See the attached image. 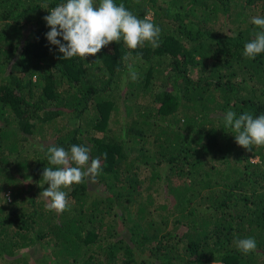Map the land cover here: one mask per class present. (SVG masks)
Masks as SVG:
<instances>
[{
	"label": "trees",
	"instance_id": "16d2710c",
	"mask_svg": "<svg viewBox=\"0 0 264 264\" xmlns=\"http://www.w3.org/2000/svg\"><path fill=\"white\" fill-rule=\"evenodd\" d=\"M62 2L0 0V264H264V146L223 120L264 114V53L243 55L264 0H115L152 15L159 46L84 60L46 38ZM49 145L101 159L62 214L39 197Z\"/></svg>",
	"mask_w": 264,
	"mask_h": 264
},
{
	"label": "clouds",
	"instance_id": "9594fccd",
	"mask_svg": "<svg viewBox=\"0 0 264 264\" xmlns=\"http://www.w3.org/2000/svg\"><path fill=\"white\" fill-rule=\"evenodd\" d=\"M43 19L50 28L46 38L51 45L58 47L63 59L79 57L84 60L87 56H95L112 42L122 41L130 50L143 47L145 43L153 48L159 46L161 29L151 16L140 18L123 3L117 5L115 0H66L51 8ZM251 23L261 31L256 32L255 37L244 45L243 55L249 59L264 53V17L253 16ZM130 56L131 52L122 60L127 62ZM126 66L135 82L138 79L137 71L132 64ZM223 120L225 126L235 133V142L239 146L248 151L252 150L253 145L264 146V114L254 117L252 113L245 112L237 118L229 110ZM89 153V148L83 145H72L70 151L54 145L47 147L49 164L55 167L43 169L42 179L49 187L39 197L46 201L49 211L62 214L70 210L68 193L63 189L73 184H83L86 180L96 182L102 167L101 159H93ZM103 155L107 157L106 153ZM236 244L244 254L257 248L254 237L239 239Z\"/></svg>",
	"mask_w": 264,
	"mask_h": 264
},
{
	"label": "rangeland",
	"instance_id": "374dc122",
	"mask_svg": "<svg viewBox=\"0 0 264 264\" xmlns=\"http://www.w3.org/2000/svg\"><path fill=\"white\" fill-rule=\"evenodd\" d=\"M150 16H152V15H150ZM37 253V250L36 251H33V254H36Z\"/></svg>",
	"mask_w": 264,
	"mask_h": 264
}]
</instances>
